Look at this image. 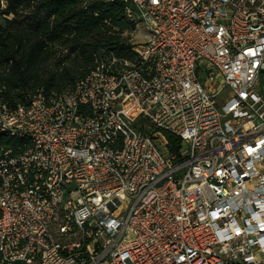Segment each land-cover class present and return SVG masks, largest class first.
Listing matches in <instances>:
<instances>
[{
	"label": "built area",
	"instance_id": "obj_1",
	"mask_svg": "<svg viewBox=\"0 0 264 264\" xmlns=\"http://www.w3.org/2000/svg\"><path fill=\"white\" fill-rule=\"evenodd\" d=\"M122 1L132 59L0 103V264H264V0Z\"/></svg>",
	"mask_w": 264,
	"mask_h": 264
},
{
	"label": "trees",
	"instance_id": "obj_2",
	"mask_svg": "<svg viewBox=\"0 0 264 264\" xmlns=\"http://www.w3.org/2000/svg\"><path fill=\"white\" fill-rule=\"evenodd\" d=\"M122 0H0V103L28 105L37 89L47 94L71 91L98 56L132 59ZM167 150L177 152L180 139L163 132ZM26 138L0 129V156L24 152Z\"/></svg>",
	"mask_w": 264,
	"mask_h": 264
},
{
	"label": "rangeland",
	"instance_id": "obj_3",
	"mask_svg": "<svg viewBox=\"0 0 264 264\" xmlns=\"http://www.w3.org/2000/svg\"><path fill=\"white\" fill-rule=\"evenodd\" d=\"M131 22L135 23V29L131 32L125 33L124 35L130 37L129 41L131 42L133 47H138V46L142 45L146 39V36L144 35V28L145 27L143 26V24H141V22H139L137 20L131 21ZM220 83H222V82H220ZM159 139L162 143H164L161 138H159ZM159 144L161 147H163L160 142H159Z\"/></svg>",
	"mask_w": 264,
	"mask_h": 264
},
{
	"label": "crops",
	"instance_id": "obj_4",
	"mask_svg": "<svg viewBox=\"0 0 264 264\" xmlns=\"http://www.w3.org/2000/svg\"><path fill=\"white\" fill-rule=\"evenodd\" d=\"M146 33H147V32H146V30H145V28H144V35H147Z\"/></svg>",
	"mask_w": 264,
	"mask_h": 264
}]
</instances>
